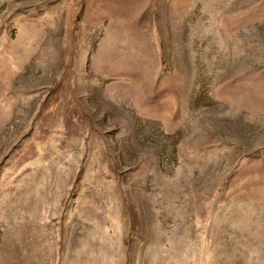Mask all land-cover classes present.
Returning a JSON list of instances; mask_svg holds the SVG:
<instances>
[{
    "label": "rangeland",
    "instance_id": "374dc122",
    "mask_svg": "<svg viewBox=\"0 0 264 264\" xmlns=\"http://www.w3.org/2000/svg\"><path fill=\"white\" fill-rule=\"evenodd\" d=\"M0 264H264V0H0Z\"/></svg>",
    "mask_w": 264,
    "mask_h": 264
}]
</instances>
